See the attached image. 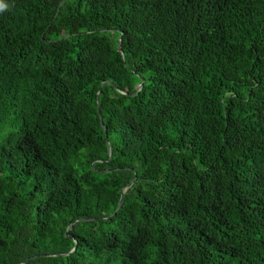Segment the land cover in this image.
<instances>
[{"label": "trees", "instance_id": "1", "mask_svg": "<svg viewBox=\"0 0 264 264\" xmlns=\"http://www.w3.org/2000/svg\"><path fill=\"white\" fill-rule=\"evenodd\" d=\"M0 264H264V0H0Z\"/></svg>", "mask_w": 264, "mask_h": 264}, {"label": "water", "instance_id": "2", "mask_svg": "<svg viewBox=\"0 0 264 264\" xmlns=\"http://www.w3.org/2000/svg\"><path fill=\"white\" fill-rule=\"evenodd\" d=\"M61 4H62V2L60 3V6H61ZM141 87H142V84L138 87V89H140ZM98 113H99V106H98ZM99 118H100V123L102 124V120H101L100 114H99ZM108 152H110L109 148H108ZM134 181H135V177L132 179V181L130 182V184L126 188L130 187V185H132ZM122 202H123V197L120 198L116 211L120 209V207L122 206Z\"/></svg>", "mask_w": 264, "mask_h": 264}]
</instances>
